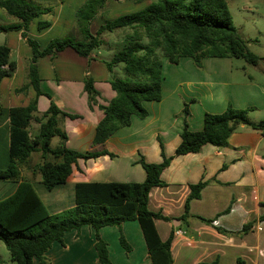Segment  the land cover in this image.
<instances>
[{
	"label": "crops",
	"instance_id": "crops-1",
	"mask_svg": "<svg viewBox=\"0 0 264 264\" xmlns=\"http://www.w3.org/2000/svg\"><path fill=\"white\" fill-rule=\"evenodd\" d=\"M30 1L42 9H50L48 14L33 20L27 32V37L40 48L52 38H62L74 30L76 33L75 12L86 0ZM153 1L108 0L107 7L91 22L90 32L95 34L106 22L103 18H114L132 8L144 9ZM0 21V26L17 22L1 8ZM39 21H48L49 26L38 31ZM0 33L5 34L4 45L9 48L10 61L16 63V70L0 82V169H3L9 160V109L26 106L35 93L32 88L23 94L17 92L28 82L27 67L32 56L21 30ZM44 40L48 41L42 45ZM102 40L103 45L92 53L90 60L68 48L55 57L46 56L36 62L43 93L37 99L36 116L40 117L52 101L59 110L80 116L75 120L59 119V127L67 135L68 149L80 153L102 149L112 155L78 160L66 183L50 192L40 184L38 175L29 173V167L24 174L23 167L22 179L32 182L50 214L75 205L78 183H142L146 173L139 163L141 159L159 164L163 158L174 155L183 129L184 103H189L187 124L191 131L202 129L206 113H222L229 105L235 110L251 109L250 122H264V68L246 67L238 62L241 59L233 58H205L200 69L189 57L180 58L176 65L162 59L160 101L144 102L147 111L144 119L132 116L129 126L117 130L101 148H92L96 125L103 117L99 105H106L115 95L109 85L111 74L104 64L114 51L107 35ZM100 49H105V55ZM86 76L92 78L99 93L98 103L91 109L83 90ZM38 130L39 123L32 121L28 128L30 136L37 135ZM60 144L58 139L57 147ZM160 179L164 185L150 190L148 209L168 219H156L154 226L162 242L172 236L171 264H264V129L240 125L223 148L207 144L197 154L174 157ZM200 182L204 187L199 198L189 202V218L184 220L190 187ZM16 185L0 182V200L9 196ZM245 226L250 227L243 231ZM120 233L129 251L121 246ZM98 234L107 245L112 264H152L137 221L123 222L120 230L104 226ZM94 242L95 231L87 225L79 231H68L61 243H52L45 254L46 264H98ZM3 262L13 263L9 254L3 257ZM32 264L40 261L34 258Z\"/></svg>",
	"mask_w": 264,
	"mask_h": 264
},
{
	"label": "trees",
	"instance_id": "trees-1",
	"mask_svg": "<svg viewBox=\"0 0 264 264\" xmlns=\"http://www.w3.org/2000/svg\"><path fill=\"white\" fill-rule=\"evenodd\" d=\"M107 1L86 0L75 12L76 33L74 30L40 48L35 40L27 37V32L31 22L48 14L50 9H42L30 0H0V8L17 21L0 26V32L21 30L32 55L27 67L28 82L17 92L25 93L32 88L35 93L26 106L9 109V160L6 167L0 169V182L17 183L14 191L0 200V242L14 264H32L34 258L40 264H46L45 254L52 243H61L66 232L79 231L84 225L95 231L94 249L98 264H112L107 245L98 231L104 226L120 230L126 221L138 222L152 264H171L172 236L162 242L154 226V220L168 219L148 209L150 190L164 185L160 179L163 170L174 157L197 154L207 144L216 148L225 147L240 125L264 129V122L253 123L248 119L251 109L235 110L229 105L222 113H206L202 129L191 131L187 124L189 103H184L183 129L174 155L163 158L159 164H148L141 159L139 163L146 173L142 183H78L75 185V205L50 214L32 182L22 179L21 166L25 167L34 154H39L40 161L28 166V169L33 176L40 177V184L50 192L66 183L72 166L78 160L112 155L102 149L85 153L68 149L65 146L67 135L59 127V119L75 120L80 116L59 110L52 101L40 117L36 116L37 99L43 95L36 65L39 58L55 57L69 48L78 56L90 60L92 53L103 45L102 36L105 33L126 31L121 48L104 62L112 75L109 85L115 95L106 105H99L103 117L96 125L92 148H101L117 130L129 126L132 116L144 119L147 116L144 102L160 101L162 59L176 65L180 58L189 57L197 69L202 67L203 59L211 57L241 59L250 66L264 62V58L249 50L247 41L238 33L225 0H154L140 11L106 21L92 34L90 24L107 7ZM48 26V21H39L37 29L41 31ZM9 52L6 45H0V82L16 70V63L10 61ZM120 64L124 79L113 75L114 68ZM83 90L91 109L99 98L91 77L83 79ZM32 121L39 123L35 136H30L28 132ZM54 138H58L61 144L51 148ZM203 187V182L190 187L184 220L189 218V202L199 198ZM247 227L250 226H245L243 231ZM119 241L125 251H129L121 233Z\"/></svg>",
	"mask_w": 264,
	"mask_h": 264
},
{
	"label": "rangeland",
	"instance_id": "rangeland-1",
	"mask_svg": "<svg viewBox=\"0 0 264 264\" xmlns=\"http://www.w3.org/2000/svg\"><path fill=\"white\" fill-rule=\"evenodd\" d=\"M225 1L228 6L229 12L231 14L232 22L234 26L237 28L240 36L244 40H246L247 43L249 44V50L255 55L259 57H263L264 56V0H225ZM142 9L138 10V8L137 9L132 8V9L126 10V12H121L120 14L113 16L114 18L109 17V18H103V19L104 21H109V20L117 18V16L119 17V16L126 15L127 13L128 14L134 13ZM0 25H2L1 21H0ZM124 34H126V31H116L113 33L104 34V35H107V39L109 40L108 42H110L111 46L113 47V51H114L113 54L118 49L121 48L122 46L121 43L123 42ZM4 39H5V34L0 33V45H4L5 43ZM53 39H57V38H52L50 39V41ZM44 41L41 42L42 45L46 43V41L48 40H44ZM100 51L103 54L105 52V49L104 50L100 49ZM238 62H240L241 64H244V66L246 67H250V65L246 64L242 60H238ZM122 67L123 66L121 64L115 67L114 70L116 73L115 74L113 73V75L124 79L125 75L123 73ZM257 67L264 68V62H260L257 65ZM57 144H58V139L54 138L53 141L51 142V148H56ZM39 161H40L39 154H34L30 158L29 163L25 165L23 169L24 174H26L27 172L26 168L28 166H32L38 163ZM21 171H22V166H21ZM7 254L8 252L4 244L0 242V264H14V263H8V262L2 263L3 257L5 258Z\"/></svg>",
	"mask_w": 264,
	"mask_h": 264
},
{
	"label": "built area",
	"instance_id": "built-area-1",
	"mask_svg": "<svg viewBox=\"0 0 264 264\" xmlns=\"http://www.w3.org/2000/svg\"><path fill=\"white\" fill-rule=\"evenodd\" d=\"M4 68H6V67H4Z\"/></svg>",
	"mask_w": 264,
	"mask_h": 264
}]
</instances>
